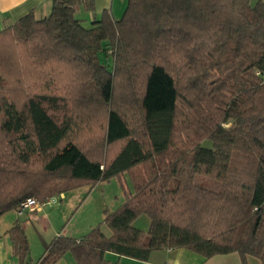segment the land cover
<instances>
[{"label": "trees", "instance_id": "obj_1", "mask_svg": "<svg viewBox=\"0 0 264 264\" xmlns=\"http://www.w3.org/2000/svg\"><path fill=\"white\" fill-rule=\"evenodd\" d=\"M82 1L0 31V216L115 176L125 200L105 213L111 235H58L37 262L17 223L20 263L184 247L264 264V0H128L91 27Z\"/></svg>", "mask_w": 264, "mask_h": 264}, {"label": "crops", "instance_id": "obj_2", "mask_svg": "<svg viewBox=\"0 0 264 264\" xmlns=\"http://www.w3.org/2000/svg\"><path fill=\"white\" fill-rule=\"evenodd\" d=\"M257 1L252 0V3H256ZM90 4H92L91 7L89 6ZM127 4L128 0H92V3L91 0H83L76 6V16L82 21L84 26L91 27L94 21L101 19L106 10L110 11L115 19H120L126 10ZM51 9L52 0H0V31L31 11L38 18H41L47 16L51 12ZM90 188L92 189L93 187ZM77 190L80 191L78 192ZM85 190L78 188L54 196V205L49 210L47 209L49 205L23 214H18L17 210L13 209L0 216V264H21L19 257L14 254L13 242L8 232L17 223L22 225L29 239L30 235L36 234V231L40 232L42 252L38 258L34 256L31 244L30 256L32 262H37L43 256L45 244L58 235L62 234L80 239L96 225L102 223L104 233L111 235L112 230L104 223L105 213L106 211L112 212L116 210L124 202V194H120V196L116 195V203L112 204L111 207L106 206L108 205L106 202H102L100 208L102 212L98 209V213L97 211L94 214L86 213L87 216L84 213L73 225L71 223L72 218H70L66 225H59L57 221L59 217L64 216L63 219L66 220V217L72 213V217L74 216L73 218H75L82 209V206H85L84 203L89 200L90 196L84 195L86 193ZM138 222L140 226L137 225ZM150 223V218L147 215L140 216L134 222L136 227L145 231L149 229ZM37 226L41 227V231H38ZM106 258L112 262L119 261L126 264H244L238 252L206 257L184 247L154 250L146 261L121 257L113 252H107ZM55 264L78 263L72 253L67 252ZM247 264H263V262L258 257L248 256Z\"/></svg>", "mask_w": 264, "mask_h": 264}, {"label": "rangeland", "instance_id": "obj_3", "mask_svg": "<svg viewBox=\"0 0 264 264\" xmlns=\"http://www.w3.org/2000/svg\"><path fill=\"white\" fill-rule=\"evenodd\" d=\"M109 53H110V51L108 52V54ZM101 59L104 63L108 64L111 67V65H112L111 57L109 58L108 55L101 54ZM4 81H5V77L0 73V82H4ZM205 145L210 146V143L205 142ZM125 176H126V178H128V175H125ZM90 187H91L90 185H83V186L75 188V189H78V188L86 189L85 190L86 193L84 195L85 196L90 195L88 198L89 200L84 203L85 206H82V209L80 210L79 214H77V216L75 218H73L74 216L72 217V213L70 215H68V217H66L67 218L66 220L63 219L64 216L59 217L57 219V221H58L60 226L66 225L67 222L70 220V218L73 219L71 222L72 225L75 224L79 220V217L81 215H84V213H85V215H86V213H88V214L93 213L94 214V212L96 213V211L98 213V209L100 212H102V209H100L102 206V202H106L108 204L106 206L111 207L112 204L116 203L115 196L116 195L120 196V194H123L121 181H120L119 177H117V176L111 178L108 181L107 180L106 181H100L95 186H93L92 189ZM77 191L79 192L80 190H77ZM53 205L54 204H51V206L49 205V207L47 206L48 207L47 209L48 210L51 209L50 207H52ZM102 208H104V207H102ZM137 225L140 226V223L138 222ZM37 227L39 229L38 231H41V227H39V226H37ZM40 237H41L40 232L38 233L36 231V234L30 235V239L28 238L29 242H30V250H31V244H32V250L34 251L33 255L36 256L37 258L40 256V254L42 252L41 251L42 246H41V242H40V239H41Z\"/></svg>", "mask_w": 264, "mask_h": 264}, {"label": "built area", "instance_id": "obj_4", "mask_svg": "<svg viewBox=\"0 0 264 264\" xmlns=\"http://www.w3.org/2000/svg\"><path fill=\"white\" fill-rule=\"evenodd\" d=\"M257 74L260 75L261 71L258 70ZM53 203H54L53 197L48 198L44 201H40V200L36 199L35 197H28L23 202H21V204L16 208V210H17L18 214H23L25 212H31V211L39 209L43 206L51 205Z\"/></svg>", "mask_w": 264, "mask_h": 264}]
</instances>
